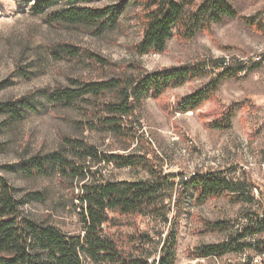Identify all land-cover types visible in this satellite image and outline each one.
<instances>
[{"label":"trees","instance_id":"16d2710c","mask_svg":"<svg viewBox=\"0 0 264 264\" xmlns=\"http://www.w3.org/2000/svg\"><path fill=\"white\" fill-rule=\"evenodd\" d=\"M14 1L18 12L43 17L51 27H77L90 30L95 36L117 29L132 2L140 10L137 17L143 29V39L136 45L139 56L163 54L173 37L188 42L215 24L239 18L232 0H203L200 3L198 0H122L105 8L90 7L87 4L90 0ZM243 20L259 26L253 19ZM50 54L57 61L82 64L88 61V67L98 72L104 73L107 68L101 57L85 56L70 44H60ZM263 65L264 56L256 62L235 58L208 60L195 66L152 74L132 68L134 71L130 73L123 71L116 77L97 82L72 81L69 87L48 94L46 101L51 108L78 110L81 109L80 102L87 101L90 108L81 110L91 127L129 143L137 137L133 124L138 123L137 112L146 100H158L169 90L208 78L205 87L177 104L176 112L180 114L194 112L217 94L224 81L245 79ZM33 104V96L0 103V115L21 122L34 110ZM237 110L230 106L211 123V127L230 130ZM78 125L82 123L78 122ZM142 139L139 137L136 142L142 143ZM62 142L66 152L36 155L16 166L0 167V264H177L178 220L170 218L173 205L178 212L189 197H193L194 205L223 197L235 204L256 203L251 195L254 184L246 178L247 174H243V180L233 178L235 169L189 177L165 175L163 161L153 150L145 149L144 144L143 154L124 155L102 153L85 140L62 137ZM105 166L142 170L148 178L139 182H112L102 173ZM2 170L17 171L28 179L57 175L58 182L72 190V201L78 202L75 207L79 210L81 233L65 234L25 216L23 202L2 175ZM256 206L258 211L242 213V223L231 220L204 222L199 233L225 234L226 239L195 248L189 257L206 260L235 255L241 258L236 264H254V259L260 257L264 264V241L258 239L264 232V207L258 202ZM137 218H149L164 227L169 226L171 231L164 240L163 231L153 234L134 226L132 234L117 236L111 232Z\"/></svg>","mask_w":264,"mask_h":264},{"label":"rangeland","instance_id":"374dc122","mask_svg":"<svg viewBox=\"0 0 264 264\" xmlns=\"http://www.w3.org/2000/svg\"><path fill=\"white\" fill-rule=\"evenodd\" d=\"M122 0H90L92 8L113 6ZM203 0H198L200 3ZM239 18L215 24L191 41L171 38L163 54L139 56L136 45L143 39L137 15L139 8L131 2L121 17L119 27L101 36L77 27H51L43 17L21 14L14 0H0V103L16 102L33 96L34 110L21 122L0 115V167L16 166L36 155L66 152L62 137L85 140L102 153L140 154L154 151L165 175L189 177L197 173L226 172L232 177L246 176L255 186L253 204H235L223 197L194 205L193 197L174 209L171 220H178L177 264H236L241 258L227 255L218 259L196 260L189 253L203 245L218 244L225 234L199 233L204 222L243 221V212H256L257 202L264 207V65L259 71L239 81H224L217 94L194 112H176L178 102L205 87L208 78L193 80L167 91L158 100L148 99L137 112V134L129 143L91 127L81 109L51 108L48 94L71 85L72 81L97 82L116 77L132 68L152 74L172 68L195 66L208 60L260 61L264 56V0H232ZM245 19L258 24L249 25ZM252 26V27H251ZM60 44H70L83 55H96L107 63L103 71H95L87 63L55 60L50 51ZM230 106L238 108L232 128L220 131L211 127ZM240 106V107H239ZM81 122L82 125H78ZM143 137L142 143L136 140ZM149 151V152H150ZM143 154V153H141ZM23 202L25 216L48 224L62 233L80 234L82 227L78 202L72 201L71 189L58 182V176L28 179L17 171L2 170ZM245 172V173H244ZM112 182H139L148 178L142 170L102 168ZM247 174V175H244ZM78 194L77 187L74 188ZM113 217L115 215H112ZM117 217V216H116ZM177 217V218H176ZM114 228V235L132 234L133 226L143 231L170 233V227L149 218ZM242 223V222H241ZM264 241V232L258 235ZM158 241V238L156 239ZM257 258V257H256Z\"/></svg>","mask_w":264,"mask_h":264},{"label":"built area","instance_id":"2783aa9c","mask_svg":"<svg viewBox=\"0 0 264 264\" xmlns=\"http://www.w3.org/2000/svg\"><path fill=\"white\" fill-rule=\"evenodd\" d=\"M262 259L260 257H257L254 259V264H261Z\"/></svg>","mask_w":264,"mask_h":264}]
</instances>
